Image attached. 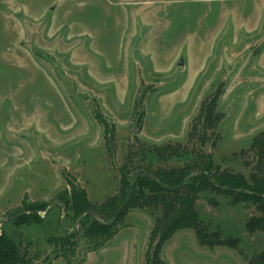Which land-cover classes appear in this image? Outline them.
I'll return each mask as SVG.
<instances>
[{"label":"rangeland","instance_id":"rangeland-1","mask_svg":"<svg viewBox=\"0 0 264 264\" xmlns=\"http://www.w3.org/2000/svg\"><path fill=\"white\" fill-rule=\"evenodd\" d=\"M217 90L223 119L204 151L247 178L264 133V0H0V226L30 264H146L150 215L130 211L101 243L59 201L72 187L93 205L113 197L129 145H180L194 160L190 130ZM195 209L236 251L188 229L151 264H248L264 251V235L245 231L253 206L203 193Z\"/></svg>","mask_w":264,"mask_h":264},{"label":"trees","instance_id":"trees-1","mask_svg":"<svg viewBox=\"0 0 264 264\" xmlns=\"http://www.w3.org/2000/svg\"><path fill=\"white\" fill-rule=\"evenodd\" d=\"M220 94L221 91L217 90L209 100L201 103L198 117L192 124L189 137H197L196 144L190 150L191 153H196L194 160H183L189 150L180 145H129L117 170L119 188L113 197L100 206L93 205L84 190L72 187L70 197L59 201L63 204L61 211L66 217L70 216V219L81 218L83 215L78 225L89 220L90 226L86 232L101 243L107 242L116 234L111 232V226L122 223L130 211L137 210L150 215L153 218V229L145 253L146 264H151L157 258L175 233L188 229L194 232L197 243L202 247H225L236 251L240 243L237 237H225L220 229L211 230L199 217L195 205L203 193L223 196L232 200L234 205L242 203L253 206L257 213L244 224L245 231L264 235V133L252 140L249 151L252 153L254 166L247 178L240 173L215 166L211 156L204 151V145L211 137L215 140L218 138L219 124L223 119V115L216 110ZM141 104L142 98L139 97L135 107ZM143 119V113H137L139 125ZM112 131V126L104 128L109 152L114 137ZM131 187L128 202L117 214ZM178 187L182 188L172 190ZM87 212L96 220L86 215ZM31 216H19L13 218V222L19 225L38 222L35 215ZM108 218L111 219L110 222L105 221ZM75 234L73 231L68 237H75ZM61 250L65 256L71 249L62 246ZM0 264H30L27 251L15 243L1 226ZM248 264H264V251L252 255Z\"/></svg>","mask_w":264,"mask_h":264},{"label":"water","instance_id":"water-1","mask_svg":"<svg viewBox=\"0 0 264 264\" xmlns=\"http://www.w3.org/2000/svg\"><path fill=\"white\" fill-rule=\"evenodd\" d=\"M178 65H179V66L181 65V61L178 63ZM209 179H210V178H209ZM210 180H211V179H210ZM181 188H182V187H178V188H174V189H172V190H180ZM131 190H132V187H131V189L129 190V192H128L127 196H126V199L123 201V204L121 205L120 209L117 211V214H119V212L124 208V206H125L126 203L128 202V200H129V198H130L129 196H130V194H131ZM47 213H48V211H47ZM86 215H89V216H91V218H92L93 220H96V219L91 215L90 212H87ZM17 217H19V216H16V217H13V218H17ZM13 218H12V219H13ZM81 218H82V217H81ZM81 218L78 219L77 224H79ZM60 224H61L62 228H64L63 225H62V221L60 222ZM64 229H65V228H64Z\"/></svg>","mask_w":264,"mask_h":264}]
</instances>
